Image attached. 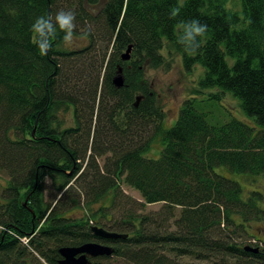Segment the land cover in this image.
<instances>
[{
  "label": "trees",
  "instance_id": "1",
  "mask_svg": "<svg viewBox=\"0 0 264 264\" xmlns=\"http://www.w3.org/2000/svg\"><path fill=\"white\" fill-rule=\"evenodd\" d=\"M228 1L0 0V264H58L60 248L89 242L114 249L104 260L127 264H264L243 249L255 238L250 224L264 219L262 194L243 199L237 182L215 172L264 177V0H239L238 11ZM61 11L87 42L68 48L58 33L41 57L30 27ZM193 19L207 33L189 56L177 38ZM164 49L187 72L204 68L203 101L230 93L252 126L210 123L193 90L165 128L145 78L146 67L165 65ZM155 140L160 156L147 158ZM151 204L161 209L143 213ZM94 226L127 238H98Z\"/></svg>",
  "mask_w": 264,
  "mask_h": 264
},
{
  "label": "rangeland",
  "instance_id": "2",
  "mask_svg": "<svg viewBox=\"0 0 264 264\" xmlns=\"http://www.w3.org/2000/svg\"><path fill=\"white\" fill-rule=\"evenodd\" d=\"M181 2V0H180ZM227 9L240 10V2L239 0H229L226 4ZM162 54L165 58V65L160 68H145V78L150 83L153 91L155 92L157 99L159 100L163 111L165 112V121L164 127L168 128L174 124L179 108L183 102V100L190 98L194 94L193 90H200V95H196L198 100L202 98L200 105L203 110L208 112V120L212 124L225 123L231 119H237L240 121H244L248 125L253 124L252 120L245 117L242 112L239 101L235 99L230 93L226 95H222L220 102L218 101H203L206 95L210 92V90H201L198 86V82L204 76V68L200 65H195L191 72H187L182 65L180 57L172 53L169 55L164 49ZM169 63V66L166 64ZM162 145L159 140H155L152 143V147L145 154L147 158L157 159L160 156ZM215 172L221 176H224L230 180L237 182L242 188V198L246 199L249 197L251 192H259L262 194V199L260 202V207L264 209V177L261 176H249L236 174L227 171L223 167L215 168ZM5 186V179L2 176L0 178V191L2 187ZM121 190L126 195L133 198L135 201L142 202V198L137 191L127 187L124 184H121ZM49 197V195H47ZM109 200H107L104 204L108 205ZM161 209V204H151L146 205L143 213L148 212H157ZM83 211L78 210L76 215H80ZM179 209H176V217L178 216ZM250 234L256 238L247 239L244 247L249 245V243L255 242L257 246L261 249L263 247L262 241H257V239L264 240V219L260 221H253L249 227ZM183 264H203L198 261L185 258L183 259ZM94 262L101 263H110V264H127L126 262L115 259L104 260L103 258H99L94 260Z\"/></svg>",
  "mask_w": 264,
  "mask_h": 264
},
{
  "label": "clouds",
  "instance_id": "3",
  "mask_svg": "<svg viewBox=\"0 0 264 264\" xmlns=\"http://www.w3.org/2000/svg\"><path fill=\"white\" fill-rule=\"evenodd\" d=\"M96 9H90L91 14H95ZM176 11L172 12L174 17ZM74 15L71 12H58L55 17L51 14L41 15L35 18L30 27L31 43L35 45L41 57L48 55L53 50V42L58 33H63L62 40L65 47L78 48L87 42V35L76 36L74 33ZM207 33V25L193 19L182 23L178 31L177 43L183 46L186 55L195 56L197 49L203 42L202 39ZM196 44L193 45V40Z\"/></svg>",
  "mask_w": 264,
  "mask_h": 264
},
{
  "label": "water",
  "instance_id": "4",
  "mask_svg": "<svg viewBox=\"0 0 264 264\" xmlns=\"http://www.w3.org/2000/svg\"><path fill=\"white\" fill-rule=\"evenodd\" d=\"M128 53L129 51L123 56L124 60H128ZM113 83L115 87H121L122 78L120 76H116L113 80ZM91 232L94 236L107 240L127 238V235H121L115 232H110L97 226L92 227ZM243 249L244 251L253 254L261 252L264 255V248L260 250L259 248L245 246ZM113 252L114 249L111 246H106L94 242L85 243L80 246H66L59 249L61 260L58 264H110L92 262L90 260L112 257Z\"/></svg>",
  "mask_w": 264,
  "mask_h": 264
},
{
  "label": "built area",
  "instance_id": "5",
  "mask_svg": "<svg viewBox=\"0 0 264 264\" xmlns=\"http://www.w3.org/2000/svg\"><path fill=\"white\" fill-rule=\"evenodd\" d=\"M21 242H22L23 244H26L27 240H26L25 238H23V239H21Z\"/></svg>",
  "mask_w": 264,
  "mask_h": 264
},
{
  "label": "flooded vegetation",
  "instance_id": "6",
  "mask_svg": "<svg viewBox=\"0 0 264 264\" xmlns=\"http://www.w3.org/2000/svg\"><path fill=\"white\" fill-rule=\"evenodd\" d=\"M255 238H256V237H255ZM259 240H260V241H262V242H264V240H261L260 238H259V239H257V241H259Z\"/></svg>",
  "mask_w": 264,
  "mask_h": 264
}]
</instances>
